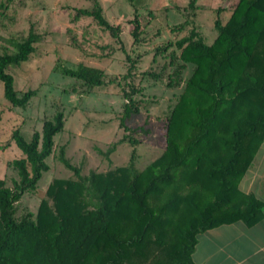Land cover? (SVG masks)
Instances as JSON below:
<instances>
[{
    "label": "trees",
    "instance_id": "obj_1",
    "mask_svg": "<svg viewBox=\"0 0 264 264\" xmlns=\"http://www.w3.org/2000/svg\"><path fill=\"white\" fill-rule=\"evenodd\" d=\"M88 1L87 7L72 8L73 18L89 17L119 40L120 25L106 18L99 0ZM187 6L191 17L173 29L189 30L155 50L170 49L168 64L179 61L168 85L181 89L164 117L165 146L143 168L136 169L133 149L126 164L83 176L61 145L58 160L74 178L53 179L45 190L51 203L42 198L35 213L17 216L22 195L35 192L49 168L46 158L54 151V136L64 128V115L57 110L43 119L41 130L29 138L19 127L12 130L10 138L22 155L11 160L16 172L11 185L0 177V264H194L199 232L237 221L251 226L263 217L264 202L242 191L240 180L264 140V0L217 7L210 43L195 25L196 0ZM225 9L229 15L222 20ZM129 21L138 42L142 29L137 14ZM40 40L30 27L22 39H6L11 50L0 46V81L13 107H26L37 90L18 91L7 68L28 60ZM127 59L119 116L124 134L100 150L105 155L122 142L134 146L140 141L134 134L148 133L147 120L136 127L126 121L149 103L136 98L134 78L158 74H138V59ZM187 65L190 73L181 79ZM59 71L90 89L115 79L103 68L83 63ZM88 188L98 205L89 207Z\"/></svg>",
    "mask_w": 264,
    "mask_h": 264
},
{
    "label": "rangeland",
    "instance_id": "obj_2",
    "mask_svg": "<svg viewBox=\"0 0 264 264\" xmlns=\"http://www.w3.org/2000/svg\"><path fill=\"white\" fill-rule=\"evenodd\" d=\"M103 0L104 15L113 24L120 25L119 40L99 27L91 18L74 19L73 7H87L88 0H0V46L11 45L6 39H22L33 28L41 35L35 51L29 59L7 70L13 75L14 87L22 92L36 89L26 107H13L4 97L0 81V177L7 185L16 178L11 160L20 157L21 150L11 140V132L19 127L26 138L40 131L43 119L57 110L63 112L64 128L54 136V151L46 158L49 168L42 172L35 192H25L17 204L16 215L37 211L39 202L46 197L45 190L55 178H74L72 171L59 160V147L65 146V156L80 166L81 175L90 171L104 172L126 164L135 149V167L141 169L157 157L165 146V115L175 102L181 85L169 86L177 66L168 64V52L156 48L174 41L185 34L190 26L177 31L173 27L188 19L191 14L188 0ZM236 0H196L195 25L205 42L215 37L213 27L216 8H230ZM6 3V4H4ZM137 7V8H136ZM137 14L142 29L138 42L130 33L131 20ZM228 10L221 12L225 20ZM1 52V49H0ZM137 58L136 72H153L158 76L134 78L139 88L136 98H146L149 103L133 114L126 124L130 127L143 125L147 134L138 133L134 146L122 142L105 155L110 144L119 140L124 130L119 126V116L125 99L121 86L122 75L130 60ZM78 63L97 66L114 77L113 82L90 89L81 81L66 76L60 67L75 68ZM190 73L187 65L180 78ZM117 82H120L117 84ZM85 199L89 207L98 205L94 191L88 188Z\"/></svg>",
    "mask_w": 264,
    "mask_h": 264
},
{
    "label": "crops",
    "instance_id": "obj_3",
    "mask_svg": "<svg viewBox=\"0 0 264 264\" xmlns=\"http://www.w3.org/2000/svg\"><path fill=\"white\" fill-rule=\"evenodd\" d=\"M240 188L264 202V140ZM192 259L194 264H264V213L251 226L237 221L199 232Z\"/></svg>",
    "mask_w": 264,
    "mask_h": 264
}]
</instances>
